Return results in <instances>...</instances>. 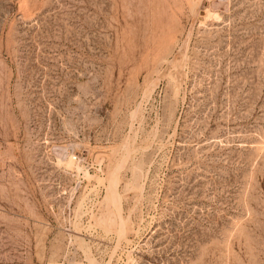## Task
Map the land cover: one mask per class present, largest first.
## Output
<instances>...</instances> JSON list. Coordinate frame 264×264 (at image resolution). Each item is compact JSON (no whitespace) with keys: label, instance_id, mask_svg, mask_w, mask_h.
Returning a JSON list of instances; mask_svg holds the SVG:
<instances>
[{"label":"rangeland","instance_id":"rangeland-1","mask_svg":"<svg viewBox=\"0 0 264 264\" xmlns=\"http://www.w3.org/2000/svg\"><path fill=\"white\" fill-rule=\"evenodd\" d=\"M0 264H264V0H0Z\"/></svg>","mask_w":264,"mask_h":264}]
</instances>
